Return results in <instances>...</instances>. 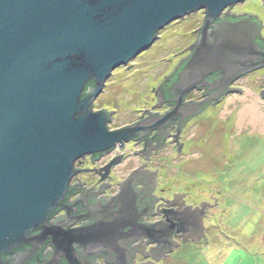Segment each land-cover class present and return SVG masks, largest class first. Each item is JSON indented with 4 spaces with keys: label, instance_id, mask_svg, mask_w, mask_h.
<instances>
[{
    "label": "water",
    "instance_id": "water-1",
    "mask_svg": "<svg viewBox=\"0 0 264 264\" xmlns=\"http://www.w3.org/2000/svg\"><path fill=\"white\" fill-rule=\"evenodd\" d=\"M246 1L0 0V264L13 250L49 238L57 251L68 242L85 246L89 229L60 237L48 228L70 189L85 183L70 186L78 171L94 169H76L83 159L163 129L181 116L191 90L207 88L218 99L234 91L235 80L264 68L256 43L261 22L228 15ZM199 11L205 16L190 58L168 89L172 111L110 131L112 113L91 112L107 78L147 51L165 26ZM213 74L219 77L207 82ZM86 256L68 263L85 264Z\"/></svg>",
    "mask_w": 264,
    "mask_h": 264
},
{
    "label": "rangeland",
    "instance_id": "rangeland-1",
    "mask_svg": "<svg viewBox=\"0 0 264 264\" xmlns=\"http://www.w3.org/2000/svg\"><path fill=\"white\" fill-rule=\"evenodd\" d=\"M244 13L261 22L259 37L264 40L263 3L246 1L231 7L228 15ZM204 16L199 11L165 26L147 51L110 74L91 108V112L112 113L107 124L110 131L132 125L146 110L164 113L158 90L191 55V45L198 37ZM233 87L239 91L226 96L186 127L187 158H170L160 161L157 167L160 188L187 192L190 202L197 200V205L211 202L210 191L219 199L206 223L208 242L182 246L166 264H264V131L239 123L240 113L247 105L255 104L264 114V68L238 79ZM199 98L201 94L193 91L187 100ZM127 150L128 147L122 151L126 156ZM90 157L83 159L76 169H93L96 164ZM92 173L93 170H79L70 186L85 182L83 187H91L88 182L95 179ZM228 174L234 176L230 177L231 183L242 188L240 199L237 196L238 215L230 212L234 202L227 199V186L223 185Z\"/></svg>",
    "mask_w": 264,
    "mask_h": 264
},
{
    "label": "flooded vegetation",
    "instance_id": "flooded-vegetation-1",
    "mask_svg": "<svg viewBox=\"0 0 264 264\" xmlns=\"http://www.w3.org/2000/svg\"><path fill=\"white\" fill-rule=\"evenodd\" d=\"M217 77L218 74H213L207 82ZM234 82L229 86L234 91L218 99L214 98L216 92H209L207 88L191 90L184 97L181 116L171 118L163 129L139 133L121 149L114 148L90 157L96 164L92 173L95 179L88 182L92 186L74 185L65 206L57 209L48 224V228L58 230L56 235L62 232L60 237L75 230L89 229L91 232L87 233L91 236L84 238L85 246L79 241L75 243L80 246L68 242L63 251H57L49 238L40 245H24L13 250L4 256L5 264H69L81 260L84 255H87L85 264H166L182 246L207 243L206 223L214 207L206 202L197 205V200L190 202L187 192L160 188L157 167L160 161L187 158L186 127L209 105L216 107L226 96L237 93ZM193 91L199 92L201 98L187 100ZM162 94L160 92L159 101L164 113H145L133 124L172 111L174 104L165 101ZM198 107V112L188 114ZM126 147L130 159L122 153ZM113 163L115 165L111 166ZM188 217H191L189 221ZM199 227L204 229L202 233H198ZM43 230L33 234L37 236Z\"/></svg>",
    "mask_w": 264,
    "mask_h": 264
},
{
    "label": "bare ground",
    "instance_id": "bare-ground-1",
    "mask_svg": "<svg viewBox=\"0 0 264 264\" xmlns=\"http://www.w3.org/2000/svg\"><path fill=\"white\" fill-rule=\"evenodd\" d=\"M262 28V27H261ZM263 69V68H262ZM245 77V76H244ZM242 78V77H241ZM238 80V79H237ZM236 82V81H235ZM264 97V95H262ZM169 103V102H168ZM217 105V104H216ZM218 106V105H217ZM214 106H210L207 107V110H210L212 109ZM239 123L241 124H247L250 128H252L253 130H259V131H264V114H261L259 112V109L258 107L255 105V104H250V105H247L244 110L241 111L240 113V117H239ZM187 135V133L184 134V136ZM189 136V135H188ZM132 140H130L128 143H125L123 145V147L127 144H129ZM122 147V148H123ZM115 148L117 149H121L120 147L116 146ZM230 177H234L233 174L231 176H229L228 174V177L226 178V183H223V185L226 187V192L228 193V197L227 199H229L231 202H232V199H233V207L231 208L230 207V212L232 214H235V215H238L239 214V210H240V204L237 203L238 201V198L237 196L240 197L242 196V194H240L242 191V188L241 186H238V184H232L231 183V179ZM222 182L218 183V185H220ZM223 186V187H224ZM218 188V187H216ZM215 188V189H216ZM230 189V190H228ZM211 192V196L213 198H211V202H206V203H209L210 206L212 207H217V205L219 204V199H217V195L213 192V191H210ZM226 199V200H227ZM240 201V200H239ZM237 203V204H236ZM236 204V205H235ZM204 229L202 228V231Z\"/></svg>",
    "mask_w": 264,
    "mask_h": 264
},
{
    "label": "trees",
    "instance_id": "trees-1",
    "mask_svg": "<svg viewBox=\"0 0 264 264\" xmlns=\"http://www.w3.org/2000/svg\"><path fill=\"white\" fill-rule=\"evenodd\" d=\"M231 18L232 17H225L223 18V20H227V21H231ZM242 19H248V20H251L252 22H258V19L255 18L254 16H245V17H242ZM237 20V19H235ZM256 43H258L262 48H264V40L260 37H258V39L256 40ZM190 58V57H189ZM187 58V60L189 59ZM186 60V61H187ZM184 66V64L181 65V67H179V69L173 74V76L171 77L170 79V83L169 84H165L163 87H161V92L163 93L164 97L166 98V101L168 100H172V97L168 94V89L170 88V86L175 83L176 79H177V75H178V72L181 70V68ZM164 89V90H163ZM72 188L70 189V193L72 192ZM69 193V194H70ZM68 194V195H69ZM68 198V196H67Z\"/></svg>",
    "mask_w": 264,
    "mask_h": 264
},
{
    "label": "crops",
    "instance_id": "crops-1",
    "mask_svg": "<svg viewBox=\"0 0 264 264\" xmlns=\"http://www.w3.org/2000/svg\"><path fill=\"white\" fill-rule=\"evenodd\" d=\"M216 256V255H215ZM217 256H219L220 258H223V255H217ZM217 256H216V258H217Z\"/></svg>",
    "mask_w": 264,
    "mask_h": 264
},
{
    "label": "clouds",
    "instance_id": "clouds-1",
    "mask_svg": "<svg viewBox=\"0 0 264 264\" xmlns=\"http://www.w3.org/2000/svg\"><path fill=\"white\" fill-rule=\"evenodd\" d=\"M223 18V17H222Z\"/></svg>",
    "mask_w": 264,
    "mask_h": 264
}]
</instances>
